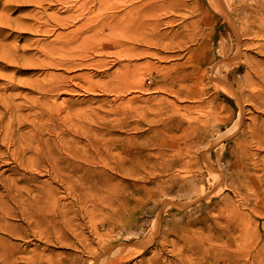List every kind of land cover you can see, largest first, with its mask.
Wrapping results in <instances>:
<instances>
[{"label": "rangeland", "instance_id": "374dc122", "mask_svg": "<svg viewBox=\"0 0 264 264\" xmlns=\"http://www.w3.org/2000/svg\"><path fill=\"white\" fill-rule=\"evenodd\" d=\"M81 238L264 264V0H0V264Z\"/></svg>", "mask_w": 264, "mask_h": 264}, {"label": "bare ground", "instance_id": "6f19581e", "mask_svg": "<svg viewBox=\"0 0 264 264\" xmlns=\"http://www.w3.org/2000/svg\"><path fill=\"white\" fill-rule=\"evenodd\" d=\"M44 1V0H43ZM172 1V3H176V0H171ZM112 5L113 4H109L108 3V5H106V3H104V5L102 6V10H108V9H111V8H113L112 7ZM125 7H127V6H125ZM101 8V7H100ZM115 8H117V7H115ZM160 8H162V4H160L159 5V9ZM81 37H83V36H81ZM80 37V38H81ZM223 39H225L224 37H223ZM226 40V39H225ZM59 47V46H58ZM64 46H62L61 45V48H63ZM60 49V48H59ZM216 77H217V79H218V81L219 82H221L222 84H224V86L226 85V83H224L223 81H222V79L219 77V75L218 74H216ZM36 164V163H35ZM76 164V163H75ZM35 166V165H34ZM79 166H81V165H79ZM78 166V167H79ZM208 166L209 167H211V165L210 164H208ZM125 167V166H124ZM75 168H77V164H76V166L73 168L74 169V171H75ZM213 168V167H212ZM80 169H82V168H80ZM79 169V170H80ZM77 170V169H76ZM76 172V171H75ZM76 174V173H75ZM77 175V174H76ZM80 177H81V175H80ZM221 181H222V178L220 179V183H221ZM30 189V188H29ZM32 189V188H31ZM41 189V188H40ZM33 190H35L34 188H33ZM36 190H38L37 188H36ZM30 191H32V190H30ZM30 191H29V193H30ZM42 191V190H41ZM46 192V191H45ZM40 193V192H39ZM38 193V194H39ZM52 193V192H51ZM50 193V194H51ZM36 194H37V192H36ZM46 194H48V193H46ZM53 194V193H52ZM34 195H35V193H34ZM33 195V196H34ZM44 196V195H43ZM47 196V195H46ZM45 196V197H46ZM50 196H52V195H50ZM36 197V196H35ZM49 197V196H48ZM31 198V197H30ZM42 198V197H41ZM54 198V197H53ZM78 200H79V202L80 203H82L83 204V199L81 198V196L79 197L78 196ZM33 199H35V198H33ZM37 199V198H36ZM46 199V198H45ZM51 199V198H50ZM26 200H27V198H26ZM42 200H43V198H42ZM46 201V200H45ZM44 201V202H45ZM55 201V200H54ZM54 203V202H53ZM79 203V205H81V206H83L82 204H80ZM96 203L97 202H94L93 201V210H94V207L96 206ZM35 206L37 207V210L39 211V213L40 212H42L41 210H43V209H47V207H46V204L45 205H43L42 204V201L40 200V199H37V200H35ZM33 204V205H34ZM56 204V203H55ZM28 205H29V203H28ZM33 205L31 206V207H33ZM50 205V204H49ZM48 205V206H49ZM80 206V207H81ZM92 206V205H91ZM35 208V207H34ZM79 208V207H78ZM91 208V207H90ZM28 209V208H27ZM50 209V208H49ZM55 209V208H54ZM60 209V208H59ZM62 209V208H61ZM112 209V208H111ZM30 210V209H29ZM91 211H92V209H91ZM27 212H30V215L32 214V212L31 211H27ZM34 212V211H33ZM50 212H51V210H50ZM79 213H80V209H79V211H78ZM47 213V212H46ZM77 213V212H76ZM86 213V212H85ZM89 213V212H88ZM92 213H93V211H92ZM35 214V213H34ZM41 214V213H40ZM91 214V213H90ZM26 215V214H25ZM35 215H37V213L35 214ZM34 215V216H35ZM48 215H49V213H48ZM47 215V217H49ZM51 215V214H50ZM78 215V214H77ZM84 215V214H83ZM80 217H81V215H79ZM89 216V215H88ZM111 216H113V214L111 215ZM27 217H28V215H27ZM43 217V216H42ZM90 217V216H89ZM32 218V217H31ZM161 218V217H160ZM42 219V218H41ZM80 219V218H79ZM78 219V220H79ZM31 220V219H30ZM35 220V219H34ZM101 220V219H100ZM31 221H33V219L31 220ZM46 221V220H45ZM160 219L158 218V221L157 222H155V225L153 226L154 228H153V230L151 231V235L149 236V240L147 241V242H145L144 244V246H143V249H141V250H147V248H148V246L150 245V244H152L155 240H156V238H157V235H158V232H159V228H160ZM37 222V221H36ZM91 222V221H90ZM91 223H93V222H91ZM39 224H40V221H39ZM98 223H96V225H97ZM115 224V223H114ZM38 225V224H37ZM81 226V225H80ZM79 226V227H80ZM73 227H75V225H73ZM73 227H68V229L66 230V232L67 233H69V231L70 232H75L74 231V228ZM76 227H77V225H76ZM91 227H94V226H91ZM54 228V230L56 231V228L55 227H53ZM73 228V229H72ZM112 228L113 229H115L116 228V225L113 227L112 226ZM76 229V228H75ZM78 230V229H77ZM109 232V231H108ZM108 232L106 233V235H103V236H101L100 238H102L101 239V241L102 242H104V241H106L107 240V237H110V234H108ZM61 233V232H60ZM75 233H77V232H75ZM99 234V233H98ZM72 235H74V234H72ZM97 235V234H96ZM101 235V234H100ZM81 236V235H80ZM80 236H78V233H77V236L76 237H80ZM69 237V236H68ZM83 237H84V235H83ZM70 238V237H69ZM86 238V237H85ZM88 238V237H87ZM91 239V238H90ZM75 240V239H74ZM81 241L80 242H73V241H70V243L67 245V246H70L71 248H73V249H75V250H81L82 252L84 251V253L85 252H87L88 254H90L91 255V261H90V264H127V263H129V262H131L132 260H134L141 252H139L140 250H136V247L134 246V245H132L133 247H127V245L128 244H125V243H123V244H117V245H115V244H110V245H108L107 247L105 246V245H103V246H105V249L103 248V249H98V250H100V251H98L97 249H94V248H92L91 246H92V243L91 242H86V240L85 241H82V240H84V238L82 239H80ZM94 240H92V242H93ZM95 242V241H94ZM97 242V241H96ZM163 242V241H162ZM99 243V242H98ZM106 243V242H105ZM111 243V242H110ZM101 245V246H102ZM130 245V244H129ZM180 244H178V246H179ZM151 247V246H150ZM163 247V246H162ZM181 247H183V245L181 246ZM175 248H177V245L176 244H174V249H172V250H169L168 251V247L167 248H165V249H163V251H162V253H159V254H155V255H153V257L151 256V258H149V260H147L145 263L143 262L142 264H197V263H195L194 261H193V253H192V249H187V250H184V249H182L181 251H177V250H175ZM94 249V250H93ZM162 250V249H161ZM93 251V252H92ZM78 252V251H77ZM78 255V254H77ZM76 254H75V252H71V253H69V258L67 259V260H65V261H62V262H57V263H52V264H80L79 263V261H77L76 260ZM88 257V256H87ZM163 257V258H162ZM214 257H216V259L213 261V263L212 264H226V263H229V264H239V263H242L243 261H242V256L240 255V254H234L232 257L229 255V254H227V253H225V252H221V253H219V254H215V256ZM89 258V257H88ZM161 258H162V260H161Z\"/></svg>", "mask_w": 264, "mask_h": 264}]
</instances>
